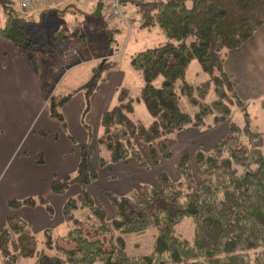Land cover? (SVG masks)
<instances>
[{
	"label": "trees",
	"instance_id": "obj_1",
	"mask_svg": "<svg viewBox=\"0 0 264 264\" xmlns=\"http://www.w3.org/2000/svg\"><path fill=\"white\" fill-rule=\"evenodd\" d=\"M130 3L138 16L139 28H159L167 41L130 57V67L143 84L136 96L127 88L117 90L115 104L102 114L97 168L129 158L140 168L157 167L170 159L176 142L174 135L185 128L207 129L229 122V129L209 151L200 149L193 156L183 151L175 164L178 180L172 181L166 173L159 172V186H144V194L137 191L140 186L135 182L128 196L105 192L114 211L111 222L88 191L97 172L89 168L90 151L82 145L76 173L51 183V191L58 195L72 184L80 187L77 196L67 200L62 208L69 229L59 239L73 242L75 248L58 249L63 257L61 264H264V134L249 124L230 121L232 112L242 109L245 103L236 92V82L225 71L228 53L241 47L264 25V0ZM15 5L14 0H0L7 14L0 23V35L23 46L35 65L38 42L29 39L30 23ZM193 61L207 76L198 86L185 80ZM115 67L114 61L103 59L92 67L91 78L84 85L66 96L51 97V117L64 127L59 109L72 93L83 91L88 97L98 88L105 72ZM158 79L159 85L155 83ZM211 90L214 99L207 102ZM180 97L194 108L192 115L181 109ZM138 102L143 103L151 119L147 126L133 119ZM142 149L147 151L146 158ZM153 201L156 206L151 210ZM36 204L52 213L42 196L8 202L12 208ZM84 209L88 215L76 218L74 213ZM184 218L193 223L192 243L175 234L176 225ZM150 228L155 231L151 252L128 256L123 236ZM52 231L44 232L48 251L55 249L54 241L58 239L53 238ZM112 231L116 234L103 237ZM32 240L28 224L15 215L8 216L0 231L2 264H19L20 257L30 256L24 242L29 244ZM11 247L16 252L11 253Z\"/></svg>",
	"mask_w": 264,
	"mask_h": 264
},
{
	"label": "crops",
	"instance_id": "obj_2",
	"mask_svg": "<svg viewBox=\"0 0 264 264\" xmlns=\"http://www.w3.org/2000/svg\"><path fill=\"white\" fill-rule=\"evenodd\" d=\"M130 1L132 0H121V10L129 23L121 21L128 30L134 21L128 19L127 15H135ZM109 2L110 0H65L58 4L32 8L34 12L57 11L62 15L67 12L73 19H70L67 26H74V32L85 42L87 48L77 39L75 43L78 44L79 51L76 56L79 58L68 66L63 65V70L67 69V74L80 71L78 77L76 76L79 84L88 81L92 67L99 61L120 59L122 55L117 50L110 55H101L98 54L100 51L96 52L91 48V43L87 44L94 35L100 36L104 41L105 27L113 28L102 20L103 9L110 14ZM135 17L138 21V16ZM137 27L139 31H144L139 28V24ZM34 58H38L37 54H34ZM46 61L44 73L40 61L37 60L35 66L23 46L16 45L0 35V231L11 214L29 222L34 232H45L57 227H53L51 216L42 206H37L34 210L8 209L9 200L30 196H42L49 204L52 203L51 207L55 206L56 209L53 208L59 216L56 225L59 222L58 226L64 224L62 208L71 194L69 190L66 194H54L51 191L52 180L54 177L63 178L76 171L82 145L90 147L91 165L97 167V139L100 135L101 116L115 104L117 90L129 88L130 71L124 70L115 62L116 67L105 72L103 80L91 95L85 97L82 91L74 92L61 106L59 111L65 124L63 127L50 115V96L46 95L45 85L49 87L54 81V89L64 72L62 70L63 73L60 74L58 63L56 68L51 61ZM129 69L133 71L131 67ZM225 71L236 82V92L245 103L242 109L232 112L230 121L235 122L234 117H237V125H253L263 133L259 128L264 126L261 123V118H264V25L241 47L228 53ZM81 86L71 89L67 95ZM228 127L229 122H223L207 129L186 128L178 132L172 158L176 159L187 149L192 153L198 149L211 150L225 136L223 134ZM158 171L160 170L154 168L148 171L150 173H144L133 160L117 167V174L125 178V188L129 190L134 180L126 179L127 176L133 174L143 180H149L148 183L157 184ZM171 173L173 179L178 180L175 169ZM72 189L78 192V188Z\"/></svg>",
	"mask_w": 264,
	"mask_h": 264
},
{
	"label": "rangeland",
	"instance_id": "obj_3",
	"mask_svg": "<svg viewBox=\"0 0 264 264\" xmlns=\"http://www.w3.org/2000/svg\"><path fill=\"white\" fill-rule=\"evenodd\" d=\"M15 9L16 10L19 9L17 5H15ZM19 10L20 12H22L21 14L26 15V16H23L25 21H28L30 23L27 25L28 32H29L28 33L29 39L38 42V46L36 47L37 48L36 54L38 58L36 60L40 61V64H41V67L44 73H46V66H45L47 63L46 59L48 61H51L53 63V66L56 68H57L56 64L57 63L59 64L58 71H60V74L64 72V76L59 81V83H57V85L54 86V89H53L54 81L50 83L49 87L47 86L46 95L50 96L49 101H51V97L55 96L54 94H57V96L58 95L64 96V95H67V93H69L71 89H74L78 87L79 85H83L84 82L79 84L80 81L77 79L78 77L77 75L79 74L80 71L69 72V74H67L68 72L67 69L63 70V65L68 66L71 63H73L74 60H77L79 58L78 56H76L79 51L78 49L79 47H77L78 44L75 43L77 39H78V42H81V45H84L85 48H87L85 42L81 38L78 37L76 32H74L75 31L74 26H67L71 19L68 13L66 12L65 14L62 15L58 13L57 11H35L34 12L33 9L31 8L25 9V10H22V9H19ZM125 11L126 10H124V12ZM125 13H128V12H125ZM31 14L33 15V17H31ZM132 15L130 14L127 15L128 19H130L131 21H134L132 25L130 26V30H128L126 26L124 25L123 21L113 18L110 14L106 12L105 9H103L102 20L105 21V24L113 28L107 29L105 27V31H103L105 35L104 41L101 40L100 36L94 35V36H91V39H89V42H87V44L91 43L92 45L91 48L95 49L96 52L100 51L98 54H101V55H110L114 53L116 50L121 52L122 55L120 59L118 58L116 60H109V61H114L117 63V65H120L121 67H123L124 70L128 69L130 71L131 75H130V80H128L129 81L128 90L131 93V95L136 96L138 95L140 87L143 83H142V79L140 75L136 71L134 70L131 71L129 69L130 68V57L134 53H137L139 51L158 47L166 43L167 40L159 28L139 31L137 27V25L139 24L137 21V18L135 17L134 14ZM6 18H7V14L5 10L0 6V23L2 24ZM102 20L100 21L103 23ZM71 21H73V19H71ZM67 28H69V30ZM67 44H69V46H66ZM186 72L187 73L185 76V80L192 86H198L207 79V76L202 73L196 61H193L189 65ZM159 82L160 80L158 79L155 83L159 85ZM85 97H86V94H85ZM213 99H214V93L211 90L207 96L206 101L210 102ZM180 106L184 112L190 115L193 114L194 108L188 103L185 97H180ZM133 119L136 121H140L145 126L149 125V123L151 122V119L142 102L135 103ZM233 121H235L234 122L235 124L239 123L238 122L239 120L237 119V117H234ZM261 123H263L264 125V118H261ZM250 127L255 128L256 126L250 125ZM188 128H191V127H188ZM259 129L263 131L264 133V126H260ZM227 131L223 135H225ZM175 137L177 138V134L174 135V138ZM88 148L90 147L88 146ZM89 151H90V156H91V150L89 149ZM173 151L174 149H172V153ZM184 151H188L191 156H193L194 154L188 149ZM262 152L264 154V147L262 148ZM146 153H147L146 149H142L143 157H145ZM178 157L174 159L175 157L172 158V155H171L170 159L161 162L157 167H152L149 169H144L142 167L140 168L137 165L136 166L139 169L144 170L145 171L144 173H150L148 171L155 168L157 170H160L158 171V173L164 172L168 175L169 179H171L172 181H176L173 179L174 176L171 172L174 169L176 171L175 164H176ZM131 160L134 161V159L129 158L126 161L119 162V163H108L107 162V164H104L103 167L97 168L92 165L89 167L91 169L96 170L97 177L88 186V191L95 205H97L99 208L105 211L106 220L109 222L113 221L114 211H113L110 201L108 200V198L105 196L104 193L110 192L113 195L118 196V197H124V196H128L131 194V192L133 191L132 186H131V190H129L128 188L126 189L125 188L126 181L124 180L125 178L117 174V167ZM124 166L127 167V164H125ZM76 171L73 174H69V175H74ZM63 178L54 177L52 182L60 181ZM126 179L134 180L132 181V183L135 182L140 186L139 188H137V191L140 194H144L145 192L143 189L144 186H159L158 181H157V184L148 183L149 180H143L142 177L136 176L133 174H131V176H127ZM73 187H75L76 189L78 188V192L73 191L72 189ZM68 190L71 195L66 199V201L69 200L70 198H75L80 191V187L78 184H72L69 186L66 192ZM37 197L38 196H30V197H26L23 199H11V200L23 201L27 199H36ZM51 204L49 205L52 206ZM37 206H41V205L39 204H36L34 206L22 205L17 208H12V207H9L7 203V207L10 211H16L22 208L23 209L30 208L34 210L36 209ZM155 206L156 204L154 201L150 203L151 210L154 209ZM42 207L45 208L44 206ZM53 207L55 208L54 205ZM53 207H51L52 208L51 214L46 210V208L45 210L47 211L49 216H51L53 227L57 226L55 229H52L53 238L54 239L58 238L54 241L55 249L53 251H48L46 247L44 246V240H45L44 231L34 232L29 222L26 221V223L29 226V234L33 236V240L29 244L26 243L27 241L24 242V245H27L25 247L26 253H30V256L25 257V258L20 257L18 261L19 264H57V263L61 264L63 257L59 254L58 249L72 250L75 248V244L73 242H64L59 239V237L66 234L69 228L65 223L58 226L60 224L59 222V224L56 225L57 224L56 220L57 219L59 220V216L55 213L56 208L54 209ZM11 215H14V214H11ZM74 215L78 219H84L88 215V210L86 209L77 210L74 213ZM115 234L116 233L112 231L110 234H107L108 236L105 235L103 237L110 238L111 236ZM175 234L178 237L188 241L189 243H192L193 241L192 220L190 218H184L183 220H181V222L178 223L175 227ZM154 235H155V231L154 229H151V228L146 230L143 233H138V234L131 233V234L124 235L123 237L125 240L126 254L128 256H134V257L149 254L152 250V246L154 243ZM9 251L11 253L12 252L14 253V251L16 252V250H14L13 247H11Z\"/></svg>",
	"mask_w": 264,
	"mask_h": 264
},
{
	"label": "built area",
	"instance_id": "obj_4",
	"mask_svg": "<svg viewBox=\"0 0 264 264\" xmlns=\"http://www.w3.org/2000/svg\"><path fill=\"white\" fill-rule=\"evenodd\" d=\"M63 1L65 0H17L16 5L19 9L25 10L30 8L32 9L39 5L49 6L52 4H58ZM108 9L113 18L129 23L121 10V0H110Z\"/></svg>",
	"mask_w": 264,
	"mask_h": 264
}]
</instances>
